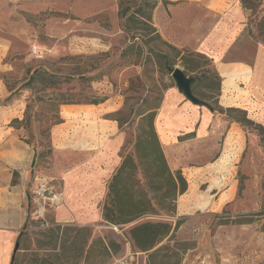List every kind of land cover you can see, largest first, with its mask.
Here are the masks:
<instances>
[{"label": "rangeland", "instance_id": "1", "mask_svg": "<svg viewBox=\"0 0 264 264\" xmlns=\"http://www.w3.org/2000/svg\"><path fill=\"white\" fill-rule=\"evenodd\" d=\"M239 1L249 13L247 35L264 46V0ZM148 3H156L154 11ZM140 6L152 13L159 36L128 20L134 12L139 15ZM171 7L164 0H0V111L12 119L1 123L7 139L15 136L35 153L27 179L29 219L16 264H112L125 258L132 259L130 264H264L262 111L253 113L254 118L243 111L225 112L233 124L223 134L214 160L200 169L172 170L181 171L187 190L177 198L175 216L165 219L172 225L170 234L149 252L133 246L129 228L134 224L119 229L75 215L61 222V205L35 201L41 180L63 192L62 181L54 177V152H49L50 130L63 111V106L57 110L48 103L53 93L82 102L71 106L89 107L83 117L77 115L79 127L115 111L107 118L118 122L123 135L122 161L127 155L136 158V143L147 125L140 114L148 109L156 113L171 91L178 93L171 70L180 68L196 79L193 93L205 103L195 105L180 94V107L190 103L217 112L228 109L219 104L222 79L218 86L211 58L195 51L192 42L194 32L207 31L192 27L204 13L188 7L171 14ZM35 47L46 49L48 56L34 58ZM51 78L61 83L51 88ZM95 100L101 103L89 104ZM14 119L25 122L11 125ZM237 132L242 149L231 168L219 160L227 138ZM20 178L15 171L13 180Z\"/></svg>", "mask_w": 264, "mask_h": 264}, {"label": "crops", "instance_id": "2", "mask_svg": "<svg viewBox=\"0 0 264 264\" xmlns=\"http://www.w3.org/2000/svg\"><path fill=\"white\" fill-rule=\"evenodd\" d=\"M164 1L174 5L167 11L171 14L173 10L185 12L188 7L204 13L205 18L195 20L192 27H206L207 31L194 32L192 42L195 51L211 58L222 79L220 106L249 113L251 117L255 112L256 115L261 111L264 113V46L252 43L247 35L249 13L241 2ZM181 95L171 91L163 100L156 112V132L172 170L207 167L220 152L222 136L233 123L227 120V115L206 107H195L190 103L180 107ZM88 108L63 106L62 123L50 130L55 155L54 177L63 184L64 203L58 213L61 222L71 215L92 223L103 221L104 206H101L108 195V185L122 163L124 138L118 122L107 118V114L115 111L103 112V118L97 119L99 122L89 118V126L79 127L77 115L83 117ZM1 112L0 264H12L18 237L28 222L27 179L35 153L15 136L7 139L5 123L1 122L5 120L9 124L12 119ZM8 129L16 131L11 127ZM241 149L240 133L231 134L219 163L232 168ZM15 171L21 174L17 184H13ZM228 192L233 195L234 187H229Z\"/></svg>", "mask_w": 264, "mask_h": 264}, {"label": "trees", "instance_id": "3", "mask_svg": "<svg viewBox=\"0 0 264 264\" xmlns=\"http://www.w3.org/2000/svg\"><path fill=\"white\" fill-rule=\"evenodd\" d=\"M122 3H120L121 14H123L122 6L124 5ZM164 3L172 4L168 1H164ZM146 6H149V3ZM144 7L140 6L137 10L139 15L134 12L129 16L128 20L139 22L146 30H151L153 34L156 33L159 36L151 22L152 13L146 14ZM149 7L154 11L156 3ZM135 44L137 43H133V45ZM171 72L173 73L174 70H171ZM40 75L41 77L45 76V74ZM218 78V86H220L221 78L219 75ZM60 83L58 79L51 78V86L49 87L56 88ZM195 83L196 79L193 80L192 89ZM47 101L51 106L56 107L57 110L61 106L82 103L80 100L56 93L49 95ZM100 103L101 101L95 100L89 104L98 105ZM206 106L212 112H215V109L208 105ZM153 110L148 109L140 114L141 119L147 125L136 143V158L132 155L124 157L109 184L107 200L102 211L103 220L107 225L123 229L127 225L134 224L129 228V236L133 246L141 252L153 250L168 237L172 225L165 219L175 216L177 198L187 190V181L182 176L181 171H172L168 164L155 129L156 113ZM230 111L238 112L240 110L232 108L225 110L222 108L219 112L224 114ZM23 122L25 120L14 119L11 125ZM60 123H62V119L57 114L54 125ZM49 152L53 153L51 145ZM149 165L150 168H147ZM164 182H166L167 186L162 184ZM13 184H17V182L13 180ZM26 227L27 224L25 225ZM24 229L18 237V244L24 236ZM104 250L107 251V247L104 246ZM156 252L158 250L151 254V258L154 257ZM16 260L15 256L12 264H16ZM148 264L151 263L149 262Z\"/></svg>", "mask_w": 264, "mask_h": 264}, {"label": "built area", "instance_id": "4", "mask_svg": "<svg viewBox=\"0 0 264 264\" xmlns=\"http://www.w3.org/2000/svg\"><path fill=\"white\" fill-rule=\"evenodd\" d=\"M33 57L36 59H45L48 56V51L46 49L35 47L33 49ZM35 201L37 203L50 202L52 205H61L63 202L62 192L56 191L53 186L50 185L48 181L41 180L37 189L34 191ZM132 259L125 258L121 261L113 262L112 264H130Z\"/></svg>", "mask_w": 264, "mask_h": 264}, {"label": "water", "instance_id": "5", "mask_svg": "<svg viewBox=\"0 0 264 264\" xmlns=\"http://www.w3.org/2000/svg\"><path fill=\"white\" fill-rule=\"evenodd\" d=\"M173 78L176 82V88L178 92L182 95H184L188 100H190L192 103L195 105H205L203 101H201L199 98H197L192 89V83H193V78L187 76L184 71L180 68H176L173 72ZM32 79L27 85H31ZM19 249V244L17 243L14 256H13V261L15 259L16 253L18 252Z\"/></svg>", "mask_w": 264, "mask_h": 264}]
</instances>
